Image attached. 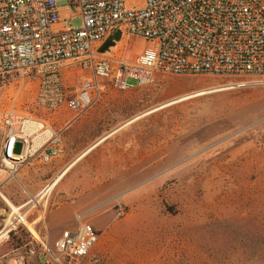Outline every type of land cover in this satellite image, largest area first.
<instances>
[{
	"label": "rangeland",
	"instance_id": "374dc122",
	"mask_svg": "<svg viewBox=\"0 0 264 264\" xmlns=\"http://www.w3.org/2000/svg\"><path fill=\"white\" fill-rule=\"evenodd\" d=\"M60 15L80 26L73 10ZM146 46L130 38L127 52ZM86 76L62 68L68 95ZM103 85L74 118L66 106L35 107L32 75L0 77L1 109L42 121L62 148L12 178L0 172V193L15 207L29 202L25 222L7 231L11 210L0 197V264H45L43 245L81 214L99 236L89 255L96 262L83 264H264V77L157 75L129 90Z\"/></svg>",
	"mask_w": 264,
	"mask_h": 264
},
{
	"label": "built area",
	"instance_id": "2783aa9c",
	"mask_svg": "<svg viewBox=\"0 0 264 264\" xmlns=\"http://www.w3.org/2000/svg\"><path fill=\"white\" fill-rule=\"evenodd\" d=\"M0 0V77L32 75L35 107L66 106L81 117L101 96L106 81L120 90L149 85L157 75L264 77V0ZM80 19L72 27L61 9ZM116 32L119 41L101 53ZM149 42L139 54L128 40ZM87 73L71 95L62 68ZM128 81H133L131 85ZM45 123L0 105V172L12 178L32 158L48 164L62 154L58 137H46ZM21 145L18 153L15 146ZM75 217L52 245H43L45 264H83L98 243L92 225ZM25 222L19 210L6 225ZM89 261L96 262L95 259Z\"/></svg>",
	"mask_w": 264,
	"mask_h": 264
},
{
	"label": "bare ground",
	"instance_id": "6f19581e",
	"mask_svg": "<svg viewBox=\"0 0 264 264\" xmlns=\"http://www.w3.org/2000/svg\"><path fill=\"white\" fill-rule=\"evenodd\" d=\"M68 168H65L53 181H51L47 186H45L43 189H42V191L40 192V194H39V198L40 197H45L48 193H49V191L52 189V187L57 183V181L62 177V175L66 172V170H67ZM0 197L2 198V200L9 206V208H10V210H11V214H10V217H8V219H7V225H8V223H9V221H10V219H11V217L13 216V215H15L16 213H18L19 212V210H22L23 209V207H25V206H27L28 204H29V202L28 203H26V204H24V205H22V206H19V207H15V206H13L10 202H9V200L2 194V193H0ZM25 215V214H24ZM29 230L34 234L35 232H34V230L31 228V227H29ZM4 236V230L3 231H1L0 232V238L1 237H3Z\"/></svg>",
	"mask_w": 264,
	"mask_h": 264
},
{
	"label": "water",
	"instance_id": "95a60500",
	"mask_svg": "<svg viewBox=\"0 0 264 264\" xmlns=\"http://www.w3.org/2000/svg\"><path fill=\"white\" fill-rule=\"evenodd\" d=\"M120 33L116 32L109 40H107L100 48V52L103 53L108 50V48L114 46V43L119 41Z\"/></svg>",
	"mask_w": 264,
	"mask_h": 264
}]
</instances>
